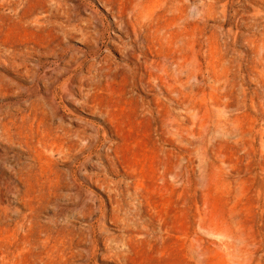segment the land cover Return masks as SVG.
Returning a JSON list of instances; mask_svg holds the SVG:
<instances>
[{
    "label": "rangeland",
    "instance_id": "obj_1",
    "mask_svg": "<svg viewBox=\"0 0 264 264\" xmlns=\"http://www.w3.org/2000/svg\"><path fill=\"white\" fill-rule=\"evenodd\" d=\"M127 1L0 0V264H264V0H190L189 97Z\"/></svg>",
    "mask_w": 264,
    "mask_h": 264
},
{
    "label": "bare ground",
    "instance_id": "obj_2",
    "mask_svg": "<svg viewBox=\"0 0 264 264\" xmlns=\"http://www.w3.org/2000/svg\"><path fill=\"white\" fill-rule=\"evenodd\" d=\"M191 7L192 3L190 0H129L122 6L123 10L121 12L118 14L113 13L115 17L114 20L117 21L122 28H131L135 31V34L138 29L144 31L145 35L149 38L148 40L153 43V47L157 51H155L157 56H161L156 66L163 82L165 81V86L168 84L170 88L173 87L172 93L177 95L180 94L185 97L191 95V80L195 72L191 55L193 51L191 47ZM200 9L203 19L204 3H202ZM125 29L124 31H126ZM254 39L255 38L252 39L254 41L252 43L255 44H253L254 47H257L261 52L264 51V37ZM164 41H170L167 42L168 44L170 43V46H168L170 50L167 47L169 51L166 53L163 49ZM251 45L250 43V47ZM165 46L167 45L165 44L164 47ZM202 48L203 44H200L197 51L200 52ZM255 49L256 48H254V50ZM263 60L261 59L260 64L264 62ZM262 73L264 72L262 71ZM262 77H264V75ZM170 113L169 118L171 115ZM173 120L175 119L173 118ZM170 121L172 122V117ZM168 124H170V122Z\"/></svg>",
    "mask_w": 264,
    "mask_h": 264
}]
</instances>
